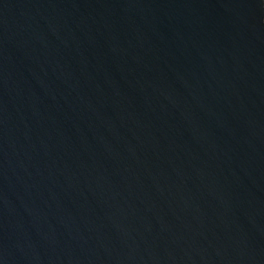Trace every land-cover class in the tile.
Returning <instances> with one entry per match:
<instances>
[{
  "label": "water",
  "instance_id": "95a60500",
  "mask_svg": "<svg viewBox=\"0 0 264 264\" xmlns=\"http://www.w3.org/2000/svg\"><path fill=\"white\" fill-rule=\"evenodd\" d=\"M0 264H264V0H0Z\"/></svg>",
  "mask_w": 264,
  "mask_h": 264
}]
</instances>
